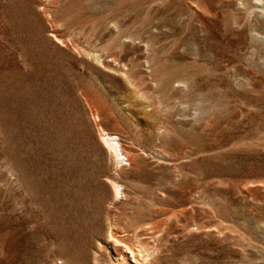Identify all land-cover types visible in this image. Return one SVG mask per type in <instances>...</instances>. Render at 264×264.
<instances>
[{
	"label": "rangeland",
	"instance_id": "1",
	"mask_svg": "<svg viewBox=\"0 0 264 264\" xmlns=\"http://www.w3.org/2000/svg\"><path fill=\"white\" fill-rule=\"evenodd\" d=\"M110 234L264 264V0H0V264H130Z\"/></svg>",
	"mask_w": 264,
	"mask_h": 264
},
{
	"label": "bare ground",
	"instance_id": "2",
	"mask_svg": "<svg viewBox=\"0 0 264 264\" xmlns=\"http://www.w3.org/2000/svg\"><path fill=\"white\" fill-rule=\"evenodd\" d=\"M99 137L101 140L102 145L104 144L105 147L107 148V151L112 155V157L117 161L120 160L122 157L126 159L125 154L122 153L121 151V146L118 143V139L117 136L112 135L110 133H108L107 131H105L104 129H100L99 130ZM113 183V182H112ZM113 187V191L114 193H117L119 190V188H117V186L115 184H112ZM109 238L111 240L114 241V243H116L118 246L119 244L123 247L122 248V254L121 256L119 255V258L121 261H128V263H132V264H139L138 260L135 258V254L134 251L132 250V248L125 243V241H122L121 239H119L118 237H114L113 235H109ZM145 248V247H144ZM142 249V248H141ZM140 252V251H139ZM147 254V253H146ZM149 254V253H148ZM128 255V256H127ZM140 255V254H139ZM145 255V254H144ZM151 255V254H150ZM143 256V255H140ZM131 261H130V259ZM148 258V257H147ZM139 259V258H138ZM146 260V259H145ZM142 263V262H141ZM140 263V264H141ZM148 264V263H147Z\"/></svg>",
	"mask_w": 264,
	"mask_h": 264
}]
</instances>
